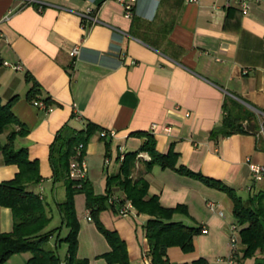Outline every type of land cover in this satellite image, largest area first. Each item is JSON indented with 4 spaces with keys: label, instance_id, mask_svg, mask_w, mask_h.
Segmentation results:
<instances>
[{
    "label": "crops",
    "instance_id": "crops-1",
    "mask_svg": "<svg viewBox=\"0 0 264 264\" xmlns=\"http://www.w3.org/2000/svg\"><path fill=\"white\" fill-rule=\"evenodd\" d=\"M41 1L52 4L39 10L38 1L0 0V19L12 10L0 22V99L4 103L16 95L12 110L28 129L13 146H27L29 158L39 161L41 177L26 187L46 202L50 221L52 203L63 200L65 188L52 179L48 143L62 124L80 127L84 119L101 128L90 136L83 155L85 175L97 193H104L107 174L117 171V154L141 144L142 138L130 133L138 129L151 131L159 151L172 147L177 163L220 179L240 196L264 188V180L250 177L247 164H264V149L256 145V136L234 132L218 136L216 142L208 137L228 96L249 109L264 110V0L251 3L244 13L234 1L226 5L225 0H135L130 17L116 0ZM86 7L97 11L99 21L85 28L79 11ZM75 43L79 51L72 57L68 52ZM5 60L20 67L3 64ZM26 73L40 84L41 98L50 97L49 110L25 97L31 84ZM12 127L16 126L0 131L1 143ZM109 129L113 133H107L110 144L104 155L101 131ZM138 155L130 168L132 176L141 172L148 158L144 152ZM2 158L0 151V180H7L18 166ZM149 168L144 173L149 192L163 205L181 202L187 207V215L175 212L173 219L201 226L189 252L178 245L166 247L169 260L189 263L200 256L210 264H228L227 232L233 221L229 196L172 168ZM83 196L73 197L79 220L75 253L88 264H108L101 254L110 246L93 220L85 217ZM130 210L131 214H120L106 207L98 217L125 241L128 264H144L147 214ZM10 212L0 205V231H10ZM57 219L60 223V216ZM55 238L53 245H60ZM29 253H12L2 264H25Z\"/></svg>",
    "mask_w": 264,
    "mask_h": 264
},
{
    "label": "trees",
    "instance_id": "trees-1",
    "mask_svg": "<svg viewBox=\"0 0 264 264\" xmlns=\"http://www.w3.org/2000/svg\"><path fill=\"white\" fill-rule=\"evenodd\" d=\"M26 79L31 83L26 89L25 97L30 103L42 99L44 104L50 105V97L40 96V84L26 73ZM16 95L9 97L4 103L0 99V131L15 125L7 131L6 141L0 142V151L5 163H15L18 170L9 179L0 180V205L10 208L12 226L10 231H0V264L12 253L29 251L25 264H88L86 257H77L78 223L75 212L74 196L83 193L85 207L88 209L91 219L97 229L103 234L110 248L101 255L108 264H128L127 247L123 238L115 229L104 227L98 217L99 210L112 207L117 210L129 202L131 209L138 213L147 214L143 221L144 237L148 241L145 253L150 258V264H210L205 257H197L189 263L173 262L167 257L166 247L178 245L183 251L189 252L194 246L193 240L197 233H201L199 224H186L181 220L173 219L175 212L188 214L184 203L175 205H163L155 193H150L148 182L144 173L150 166L156 164L159 167L174 169L183 176L187 175L198 179L204 184L223 190L231 199V212L233 222L237 224V233L241 246L235 252V260L238 264H246L245 259L251 258L254 263H264V188L250 193L247 199H243L235 189L226 185L220 179L204 174L200 170L177 163L178 153L172 147L166 151H159L155 147L154 135L146 129L131 131L133 135L142 138L141 144L134 149L118 153L119 161L117 171L110 172L106 176L104 193L95 192L93 185L86 175L84 177H71L68 174L71 158H82L85 155L87 141L90 136L101 130L98 123L84 119L82 126H72L65 122L56 129L51 142L48 143V161L52 179L62 182L65 194L63 200L57 201V213L60 223L44 229L50 222L51 216L46 213V202L41 199L39 193L26 187L28 183L39 181L41 174L38 159L29 158L27 146H13L14 139L27 134L28 127L16 117L12 110V103ZM223 114L220 121L209 134V138L217 141L218 136H225L234 132H246L254 134L258 128L257 114L253 109L241 104L235 98L226 97L222 103ZM264 111V110H263ZM244 121V123H243ZM105 144V153L108 154V134L102 137ZM256 145L264 149V137L256 136ZM146 153L144 166L141 172L131 175V167L134 166L138 153ZM122 155V156H121ZM114 196L115 198H112ZM66 227L64 236L59 235L61 227ZM56 234L57 242L66 243L64 257L56 252L57 246H46L47 240ZM261 252L260 260L255 254Z\"/></svg>",
    "mask_w": 264,
    "mask_h": 264
},
{
    "label": "built area",
    "instance_id": "built-area-1",
    "mask_svg": "<svg viewBox=\"0 0 264 264\" xmlns=\"http://www.w3.org/2000/svg\"><path fill=\"white\" fill-rule=\"evenodd\" d=\"M23 2L27 3H31V2H37V9H42L43 5L46 4H52L49 2H40V0H21ZM119 4H121L122 8H123V14L130 17L132 16V9H133V2H135V0H116ZM185 1H196V0H185ZM231 1L235 2L239 8H240V12L244 13L247 12V9L249 7V5L253 2L255 3H259L261 0H225V4L226 5H230ZM54 6V5H53ZM12 13V10L8 8L7 12L5 14H3V16L0 19L1 20H5L7 19L10 14ZM79 15H80V20H81V25L82 27H89L91 24H93L94 22L97 23V21H99V19L97 18V11H95V9L93 7H86L84 10L79 11ZM3 34L2 30H0V37ZM78 43L73 44L72 46H70L69 49V55L74 57L78 51H79V47H78ZM3 64H8V65H12L13 67L19 68L20 66L18 64H10L8 63L6 60L2 61ZM34 104H37L39 107L43 108L44 111H47L51 108L50 105L44 104L42 99H38L36 101L33 102ZM250 109H253L254 112L257 114V122H258V128L255 131V133L253 134L254 136H263L264 137V111L262 108H256V107H251ZM244 123V121H243ZM153 126V125H152ZM102 134L104 133H108L110 135H112L113 130L109 129L107 130H102L101 131ZM122 156V155H121ZM250 173L253 181H258V180H264V164L261 163H255V162H251L250 160L247 162ZM86 162L84 157L78 159V158H71V160L69 161V169L68 174L71 177H84L86 174ZM250 188V186H249ZM112 198H115L114 196H111ZM207 206L210 209L214 210V203H212V201H208L207 202ZM131 206L129 204V202H126L125 204H123L122 206H120V208H118V213L120 214H131ZM219 213H221V211H219ZM85 217L89 220H91V216L89 214L88 209L85 210ZM202 230L205 231L206 228L205 226H202ZM235 231H237V224L235 222H231L229 223V227H228V242H229V247H230V253L229 255H227L226 259L228 264H238L237 260H235V252L237 250H240L242 248L241 242H238L236 233H234ZM150 258L149 256L146 255L145 251L143 253V263L144 264H150ZM264 264V263H261Z\"/></svg>",
    "mask_w": 264,
    "mask_h": 264
},
{
    "label": "rangeland",
    "instance_id": "rangeland-1",
    "mask_svg": "<svg viewBox=\"0 0 264 264\" xmlns=\"http://www.w3.org/2000/svg\"><path fill=\"white\" fill-rule=\"evenodd\" d=\"M241 196H242L243 199H247V197L249 196V194H248L247 191H243L241 193ZM51 209L52 210H50V211L53 214L52 220L50 221L49 224H47V225L44 226L45 227L44 229H51L52 226H54L55 224H58L59 223V219H57V217L59 216V214L57 213L58 210H57L56 206L53 205V203H52V208ZM229 215H231V218L233 217V215H232L231 212H230ZM65 232H66V228L64 227V229H62L59 233H60L61 236H64L65 235ZM234 233H236V236H237V239H238V242H239L240 241L239 240V234L236 231ZM55 236H56V234L54 233V235H52L51 238L47 240L48 242L46 243V246H49L50 248L54 246L53 245L54 244V240L53 239L55 238ZM60 243L61 244L58 245L57 248H56V252L60 256H63L64 255L63 252H64V249H65L66 243H63V241H61ZM260 254H262V253L261 252H257L255 254V256H257V258H256L257 260H260L261 259L260 258L261 256H259ZM249 264H256V263H254L253 260L251 258H249Z\"/></svg>",
    "mask_w": 264,
    "mask_h": 264
}]
</instances>
